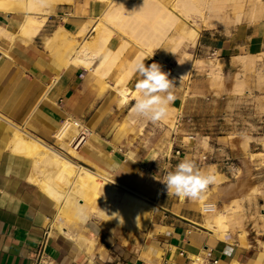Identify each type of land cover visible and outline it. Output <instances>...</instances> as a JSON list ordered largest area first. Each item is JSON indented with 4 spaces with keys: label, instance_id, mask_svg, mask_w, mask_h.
<instances>
[{
    "label": "crops",
    "instance_id": "crops-1",
    "mask_svg": "<svg viewBox=\"0 0 264 264\" xmlns=\"http://www.w3.org/2000/svg\"><path fill=\"white\" fill-rule=\"evenodd\" d=\"M0 1V264H33L49 226L45 255L50 264H264V75L249 71L243 92H232L235 79L221 86L212 85L208 76V67L215 68L216 62L226 75L237 71L236 63L243 66L239 55L264 53V16L246 15L227 26L202 24L195 43L184 38L175 50V41L182 40L179 30L188 23L195 26L176 10L181 19L171 27L168 15L176 0H155L162 6L154 0H134L144 2L140 6L151 3L152 10L150 18H139L142 22L130 18L136 30L122 23L126 16L117 19L121 0H46L39 11L25 8L26 3ZM165 5L169 8H162ZM156 7L163 9L158 21ZM193 18L199 23V15ZM113 20H119V26ZM104 26L115 32L104 31ZM123 26L135 36L128 37ZM88 45H93L90 50ZM185 52L191 60L189 78L174 71ZM145 57L146 66L159 64L174 82L171 106L177 110L172 126L132 116L133 90L140 77L128 78L126 72L135 59ZM199 57L215 62H204L199 69ZM113 58L117 62H109ZM256 59L262 74L264 55ZM122 87L127 89L125 101ZM251 112L258 116L256 123L241 124ZM224 114L228 121H237H221ZM68 117L81 119L91 129L89 141L73 158L147 198V227L140 231L114 221L103 223L106 207L101 195L71 202L63 227L55 221L59 203L36 181L44 177L43 166L25 150L21 137L55 143L54 133ZM188 134H195V140ZM173 141L181 145V154L175 153ZM186 157L216 176L205 199L168 196L161 182ZM206 201L218 209L205 211ZM219 211L228 215L223 224L217 220Z\"/></svg>",
    "mask_w": 264,
    "mask_h": 264
},
{
    "label": "bare ground",
    "instance_id": "bare-ground-1",
    "mask_svg": "<svg viewBox=\"0 0 264 264\" xmlns=\"http://www.w3.org/2000/svg\"><path fill=\"white\" fill-rule=\"evenodd\" d=\"M46 0H9L7 3H11V2H17V3H26L25 8L28 5V9L33 10V11H39L41 10V6L43 4V2ZM60 1V0H59ZM63 1V0H62ZM66 1V0H64ZM113 1V0H111ZM123 2H121V5L118 6L119 9H121L118 13H116L117 19H119L118 17L122 18L121 20L124 19V16H126V21L123 20V24L126 25V27L128 28V24L130 21L136 22L137 20L139 21L141 18H146L148 16V12L151 10V7L149 4L146 3L145 1V5L143 6V9L140 10L139 7L140 4H144V2H140V4H137L136 2H133L134 0H132L130 3L126 4L124 3V0H121ZM127 1V0H125ZM136 1V0H135ZM141 1V0H140ZM143 1V0H142ZM148 1V0H147ZM157 1V0H156ZM162 1V0H161ZM49 2V1H48ZM58 2V1H57ZM113 2L116 3V0H114ZM129 2V1H127ZM138 2V0H137ZM5 3V4H7ZM55 3V2H54ZM119 3V1L117 2ZM155 3V0H154ZM152 3V4H154ZM3 1H0V6H3ZM7 4V5H8ZM155 4H160V2L155 3ZM162 4V3H161ZM159 6H162V5ZM6 5V6H7ZM17 5V4H16ZM111 5L113 6V4L111 3ZM135 5H139V7L137 8ZM149 5V6H148ZM10 6V5H9ZM14 6V5H13ZM115 6H117L115 4ZM114 6V7H115ZM147 6V7H146ZM167 5H165L162 8H169L166 7ZM122 7V8H121ZM150 7V8H149ZM4 8V7H1ZM43 8V7H42ZM45 8V7H44ZM117 8V9H118ZM144 8L149 9L148 11ZM159 8V7H158ZM158 8L156 7L155 10H153L155 12L154 16L155 19L158 21L159 17L161 16V11L163 10H158ZM46 9V8H45ZM54 9V8H53ZM161 9V8H160ZM8 10V9H7ZM25 10V9H24ZM51 10V9H50ZM68 10V9H67ZM125 10V11H124ZM140 10V11H139ZM145 10V11H144ZM176 10H179L180 12H182L184 15H186L190 20L192 19L193 22L195 23V26H191L189 25L188 27H182L181 31L179 30L176 31L178 32V36L182 38V40L178 39L176 40L172 46V49L174 48L175 50L177 48H179V46L181 44H183L184 42V38H186L187 43H195V40L198 35V31H200V28L202 26V24H204L206 27H213V26H219V24H226L229 22H235L236 21H240L244 16H249L250 18H260L264 16V0H176V3L174 4V9L171 10V12L169 13V20L171 23V27L174 28L176 23L179 22L178 20L181 19L180 16L176 13ZM143 11V12H141ZM152 11V10H151ZM170 11V9L168 10V12ZM29 12V11H28ZM108 12V11H107ZM110 12V11H109ZM166 12V11H165ZM42 13V12H40ZM106 13V12H104ZM111 13V12H110ZM148 13V14H147ZM35 14V13H34ZM108 14V13H107ZM106 14V15H107ZM151 14V13H150ZM164 14V13H163ZM193 14H197L199 15V23L197 22V20L195 18H193ZM110 15V14H109ZM30 16V15H29ZM36 16V15H35ZM104 16L105 19L107 16ZM114 16V17H116ZM128 16V17H127ZM153 16V14H152ZM132 20H130V18H132ZM138 17V19H137ZM149 17V16H148ZM195 17V16H194ZM197 17V16H196ZM112 18V17H110ZM109 18V19H110ZM128 18V19H127ZM150 18V17H149ZM167 18V17H166ZM27 19V18H26ZM108 19V20H109ZM116 20V18H114ZM134 19H136L134 21ZM147 19V18H146ZM113 20V22H118V26H119V20L115 21ZM130 20V21H129ZM140 20V21H141ZM168 20V19H167ZM44 21V20H43ZM110 21V20H109ZM137 21V22H138ZM145 21V20H144ZM143 21V22H144ZM150 21H152V19H150ZM106 22V21H104ZM125 22V23H124ZM142 22V21H141ZM154 22V21H153ZM192 22V21H191ZM188 23V22H187ZM32 24V23H31ZM29 23V26L31 25ZM114 24V23H113ZM122 24V25H123ZM135 23H130L129 26L133 27V25ZM189 24V23H188ZM102 25V24H100ZM105 25V24H103ZM102 25V26H103ZM116 25V24H115ZM32 26V25H31ZM98 26V25H96ZM95 26V27H96ZM116 26V27H118ZM156 26V25H155ZM227 26V25H225ZM39 27V25H38ZM107 27V26H104ZM103 27V28H104ZM124 28H122L124 30V32H126V34L128 35L127 31L129 30H125V26H123ZM130 28L132 30H136L134 28ZM137 27V25H136ZM157 27V26H156ZM33 28V27H30ZM84 28V27H83ZM98 28V27H97ZM108 28H104V31H108ZM114 28V27H113ZM160 28V27H159ZM67 29V28H66ZM99 29V28H98ZM110 29V28H109ZM121 29V28H120ZM118 29V30H120ZM121 29V30H122ZM178 29V28H177ZM24 30V29H23ZM35 30V29H34ZM40 30V29H39ZM122 30V31H123ZM130 31L131 35H128V37L130 36H135L134 35V31ZM160 30V29H159ZM61 31V30H60ZM93 31V30H92ZM111 31V29L109 30ZM108 31V32H109ZM112 31L115 32V30L112 29ZM111 31V32H112ZM175 31V30H174ZM62 32V31H61ZM99 30L96 31V34L98 35ZM110 32V35L112 34ZM133 32V33H132ZM139 32V31H138ZM64 33V31H63ZM106 33V32H104ZM142 33V32H141ZM166 33V32H165ZM54 34V33H53ZM60 34V33H59ZM102 34V32L100 33ZM124 34V35H126ZM136 34V31H135ZM144 34V33H142ZM66 35V34H65ZM95 35V34H94ZM95 35V36H97ZM105 36V34H102ZM101 35V36H102ZM109 35V36H110ZM140 35V33H139ZM165 35V34H164ZM167 35V33H166ZM106 36H108V33L106 34ZM157 36V35H156ZM172 36V35H171ZM177 36V35H176ZM57 37V36H56ZM61 37V36H60ZM73 37V35H72ZM100 37V35H99ZM103 37V36H102ZM127 37V38H128ZM138 37V35H137ZM140 37V36H139ZM139 37L137 39H139ZM142 37V35H141ZM155 37V36H154ZM153 37V38H154ZM158 37V36H157ZM163 37V36H162ZM161 37V38H162ZM165 37V36H164ZM51 38V37H50ZM63 38V37H62ZM66 38V37H65ZM111 38V37H110ZM133 38V37H131ZM130 38V39H131ZM159 38V37H158ZM157 38V39H158ZM177 38V37H176ZM92 39V38H90ZM89 39V40H90ZM100 39V38H99ZM103 39V38H102ZM105 39V38H104ZM108 39V38H106ZM126 39V37H125ZM134 40L136 38H133ZM132 39V40H133ZM141 39V38H140ZM139 39V40H140ZM143 39V38H142ZM160 39V38H159ZM158 39V41H159ZM74 41H76L75 39H73ZM89 40L88 43H89ZM95 40L96 43V39ZM128 40V39H127ZM131 40V41H132ZM133 40V41H134ZM150 40V39H149ZM156 40V39H155ZM170 40H175V37L173 36V39L170 38ZM92 41V40H90ZM98 41V38H97ZM105 41V40H104ZM107 41V40H106ZM110 41V40H109ZM167 41V40H166ZM165 41V42H166ZM57 42V41H56ZM55 42V43H56ZM72 42V39H71ZM101 42V41H100ZM127 42V41H126ZM135 42V41H134ZM138 42V41H136ZM135 42V43H136ZM141 42V40L139 41ZM147 42V41H146ZM172 42V41H170ZM68 43V42H67ZM76 43V42H75ZM75 43H72V48H73V44L76 45ZM86 43V42H84ZM94 43V44H95ZM103 43V42H102ZM109 44V42H107ZM167 43V42H166ZM57 44V43H56ZM93 44V45H94ZM103 44H106L103 43ZM125 44V42H124ZM140 44V43H139ZM62 45V44H61ZM78 45V44H77ZM83 45V44H82ZM91 45V46H93ZM99 46V44H97ZM102 45V44H101ZM130 45V44H129ZM54 46V45H53ZM65 46V44H64ZM69 46V45H68ZM91 46L88 45L87 49H91ZM95 48L97 49V46L94 45ZM126 45H123V47H125ZM157 46V45H156ZM71 47V46H70ZM83 48V46H81ZM145 46H142V48ZM147 47V46H146ZM154 47V46H153ZM71 48V49H72ZM80 48V47H79ZM86 48V47H85ZM93 48V47H92ZM99 48V47H98ZM105 49V47H103ZM126 48V47H125ZM69 49V48H68ZM76 50L77 48H73V50ZM148 49V47H147ZM147 49H143L145 52ZM70 50V49H69ZM81 50V49H80ZM79 50V51H80ZM83 50V49H82ZM81 50V51H82ZM106 50V49H105ZM109 50V49H108ZM121 53L122 50L124 51L125 49L122 48L120 49ZM120 50L117 51L120 54ZM150 50V49H149ZM154 50V49H153ZM171 50V49H170ZM72 51V50H71ZM77 51V50H76ZM75 51V52H76ZM81 51L79 53V55L81 54ZM85 52L86 49L84 50ZM96 51V50H95ZM104 51V50H103ZM102 51V52H103ZM151 51V50H150ZM174 51V50H173ZM101 52V51H100ZM148 52V50H147ZM146 52V53H147ZM104 53V52H103ZM152 51H151V55H152ZM96 54V53H95ZM99 52L96 54L98 56ZM143 55L139 58L142 59V57L144 56V53H142ZM192 53H189V55ZM77 55V54H76ZM78 55V56H79ZM103 55V54H102ZM146 55V54H145ZM262 55H264V53L258 54L257 57L255 55H239L240 58L243 60V69L241 72V75L236 77V82H235V87L238 91L243 92L245 89V78H246V74L249 71H257L259 73V75H264V73L261 74V70H259L257 68V59L256 58H260ZM107 56V55H106ZM109 56V55H108ZM117 56V55H116ZM122 56V55H121ZM120 56V57H121ZM113 57L115 58V56L113 55ZM119 57V58H120ZM133 57V56H132ZM109 61V62H117L115 61L116 59H114ZM159 58V57H158ZM162 58V57H161ZM76 59V58H75ZM78 59V58H77ZM81 59V57H80ZM163 59V58H162ZM136 60V59H135ZM134 60V61H135ZM139 60V59H137ZM189 60L190 57L185 53H183V56L180 58L177 66H175L174 71L177 72L178 74H182L185 77L189 78V71H190V65H189ZM197 60V59H196ZM195 60V61H196ZM81 61V60H80ZM133 61V62H134ZM191 61V60H190ZM214 60L211 58H204V57H199V59L197 60V63L199 64V66H201L204 62H208V63H212ZM93 62V61H92ZM112 62V63H113ZM215 62V61H214ZM81 63V62H80ZM163 63V62H162ZM191 63V62H190ZM82 64V63H81ZM100 64V63H99ZM116 63H114L115 65ZM216 67L215 68H210L211 72L222 69V65L220 64V62H216ZM112 65V64H111ZM128 68V67H127ZM112 69V68H109ZM102 70V69H101ZM128 71V70H127ZM171 71V70H170ZM126 72V71H125ZM124 72V73H125ZM101 73V72H100ZM128 72H126L127 75ZM105 75V74H104ZM123 75V74H122ZM129 75V74H128ZM219 76L221 77V74L219 73ZM128 78H130V76H126ZM264 76H262V79ZM123 78V77H121ZM127 78V79H128ZM125 87V83L124 86ZM120 89L122 95H123V101L128 99V95H127V89L123 88ZM118 88V87H117ZM131 90V89H130ZM133 93L135 96V98H137L138 93L136 92ZM129 92V90H128ZM132 96V97H133ZM185 97V96H184ZM130 98V97H129ZM176 108L173 106H170V114L167 118L166 121H163V124H172L174 120V117H176ZM162 124V123H161ZM169 129V128H168ZM168 131V130H167ZM21 141L23 142V144L25 145L27 152L33 154V156H35V158L37 159L38 163L40 165H42L43 163H46L47 161L49 162V167L50 169H54V176H55V181H52L50 179H48V175H46V177L44 178H36V181L41 185V187L48 192V194H51L53 197H55L58 201V205H59V212L58 215L56 217V222H58V225L60 227H63L65 222V215L68 213V211H66L67 206H69L71 204V202H73L74 200L78 199L79 197H81V199L85 198V199H93L99 197L100 195L105 199V207H106V213L104 215L101 216L103 223L108 224L112 221L120 223L122 225H124L127 228H132L134 230H142L144 227H147V224L150 221V213H149V209L151 207V203H149V201L147 200V198H145L144 196H141L139 193H137L135 190H131L130 188H127L126 185H122L121 183H119L117 180L109 177L108 175L99 173V172H95L89 168H86L84 166H81L80 164H78V162L73 158L75 156L78 155V152L72 148L69 149L68 147V141L67 140H61L59 139L57 141V143H61L63 144V146H65V148H67L68 153L64 152L63 150L53 146L51 143L45 142V141H41V140H37V139H26L24 137H21ZM70 154V155H69ZM48 170V169H47ZM37 174V173H36ZM39 177V176H38ZM123 188L122 191H120V188ZM210 194V190L206 189V191L203 193V198H207L208 195ZM92 200V201H93ZM57 205V206H58ZM72 207V206H70ZM76 208V207H75ZM69 209V208H68ZM71 209V208H70ZM217 210V209H216ZM70 211V210H69ZM67 212V213H66ZM224 213V211H223ZM222 211H219L217 213V220L219 222V224H223L224 220L227 219L226 215H222L223 214ZM231 213V211H230ZM96 214V213H95ZM152 216V215H151ZM228 221V220H227ZM227 221H225V223H228ZM230 221V220H229ZM149 225V224H148ZM222 226V225H221ZM226 226V225H225ZM223 227V226H222ZM140 233V232H139Z\"/></svg>",
    "mask_w": 264,
    "mask_h": 264
},
{
    "label": "clouds",
    "instance_id": "clouds-1",
    "mask_svg": "<svg viewBox=\"0 0 264 264\" xmlns=\"http://www.w3.org/2000/svg\"><path fill=\"white\" fill-rule=\"evenodd\" d=\"M143 60L133 62L128 69L129 76L138 75L135 84L138 93L132 115L137 120H145L156 125L166 121L170 114V106L176 97L173 93L174 82L169 74L162 71L157 63L145 65ZM168 196L175 195L181 201L203 199L207 187L216 182L214 173L201 170L195 161L186 157L169 171L163 181ZM228 253L229 249H225Z\"/></svg>",
    "mask_w": 264,
    "mask_h": 264
},
{
    "label": "built area",
    "instance_id": "built-area-1",
    "mask_svg": "<svg viewBox=\"0 0 264 264\" xmlns=\"http://www.w3.org/2000/svg\"><path fill=\"white\" fill-rule=\"evenodd\" d=\"M91 136V129L87 126L81 119L76 117H68L64 119L60 126L54 133L55 143H52L53 146L63 150L64 152L68 153V150L61 147L62 142L59 144L57 141L67 140L69 149L72 148L76 151L83 148L87 142L89 141ZM188 138L191 140H195V134H188ZM174 149L176 154L182 153L181 145L173 141ZM207 156H204L206 159ZM203 209L207 212H215L217 209V205L214 202H206L203 205ZM50 231L51 226H49L44 233L43 239L40 243L38 250L34 256V263L33 264H50V261L45 255V249L48 244L50 238ZM213 252L211 250H207V256L212 257ZM214 263H217V259H213Z\"/></svg>",
    "mask_w": 264,
    "mask_h": 264
},
{
    "label": "rangeland",
    "instance_id": "rangeland-1",
    "mask_svg": "<svg viewBox=\"0 0 264 264\" xmlns=\"http://www.w3.org/2000/svg\"><path fill=\"white\" fill-rule=\"evenodd\" d=\"M176 3V1L175 2H173V8L172 9H174V4ZM178 14V13H177ZM183 14V13H182ZM179 16H180V14H178ZM184 15V14H183ZM184 16H186V15H184ZM181 17V16H180ZM186 19H187V21H190V19L186 16ZM189 26V24H186L184 27H188ZM238 58H239V60H241V62L243 63V60L240 58V56H238ZM214 60V59H213ZM236 65V67H237V71L235 72V73H230V71L225 75L224 73L225 72H223V70L221 69V70H216V71H214V72H211L210 70V68H211V66L210 67H208V76H209V78L211 79V84L213 85V84H215L216 82H221V86H223V84H224V82L225 81H227V80H232V79H235V82H236V77L237 76H239V75H241V72H242V69H243V66L241 67V65L239 64V63H236L235 64ZM214 68V67H213ZM199 69H202V67L201 66H199ZM219 73L221 74V77L219 76ZM235 91H237V92H240V91H238L237 89H236V87H235V83H234V91H232V92H235ZM200 107H202L203 109L205 108V106H200ZM221 108H224V109H226L228 106H226V105H221L220 106ZM133 116V115H132ZM258 116L257 115H255L254 113H248V114H246V118L244 119H240L239 121H240V123L242 124V123H246V124H255L256 123V118H257ZM225 120V122H227L228 121V115H226V114H224V116L221 118V121H224ZM230 122L232 121V122H234V121H237V120H229ZM228 121V122H229ZM173 125V123L170 125V126H172ZM263 139H264V137H263ZM70 155V154H69ZM37 165L38 166H40V164L38 163V161H37ZM42 166H43V169H44V177H46V175L47 174H49L47 177H48V179H50V180H52V181H55V176H54V169H50V165H49V162L47 161L46 163H43L42 164ZM48 169V170H47ZM106 175V174H105ZM43 177V178H44ZM206 202H210V201H206ZM212 202V201H211ZM217 209H218V207H217Z\"/></svg>",
    "mask_w": 264,
    "mask_h": 264
}]
</instances>
